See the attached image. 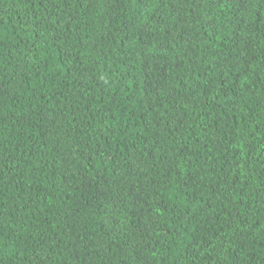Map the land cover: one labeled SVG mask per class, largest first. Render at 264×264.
<instances>
[{
    "label": "trees",
    "instance_id": "trees-1",
    "mask_svg": "<svg viewBox=\"0 0 264 264\" xmlns=\"http://www.w3.org/2000/svg\"><path fill=\"white\" fill-rule=\"evenodd\" d=\"M0 264H264V0H0Z\"/></svg>",
    "mask_w": 264,
    "mask_h": 264
}]
</instances>
